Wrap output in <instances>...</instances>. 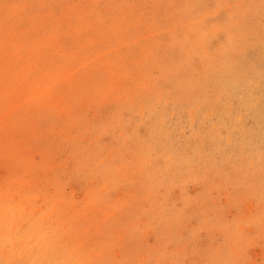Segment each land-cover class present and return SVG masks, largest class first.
Segmentation results:
<instances>
[{"label":"rangeland","instance_id":"1","mask_svg":"<svg viewBox=\"0 0 264 264\" xmlns=\"http://www.w3.org/2000/svg\"><path fill=\"white\" fill-rule=\"evenodd\" d=\"M0 264H264V0H0Z\"/></svg>","mask_w":264,"mask_h":264},{"label":"bare ground","instance_id":"2","mask_svg":"<svg viewBox=\"0 0 264 264\" xmlns=\"http://www.w3.org/2000/svg\"><path fill=\"white\" fill-rule=\"evenodd\" d=\"M236 68V67H235ZM239 72V71H238Z\"/></svg>","mask_w":264,"mask_h":264}]
</instances>
